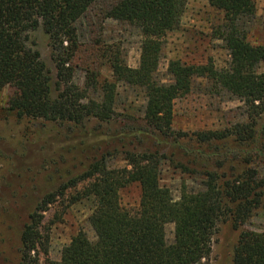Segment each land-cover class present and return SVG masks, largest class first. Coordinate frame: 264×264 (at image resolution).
Masks as SVG:
<instances>
[{
  "label": "trees",
  "instance_id": "1",
  "mask_svg": "<svg viewBox=\"0 0 264 264\" xmlns=\"http://www.w3.org/2000/svg\"><path fill=\"white\" fill-rule=\"evenodd\" d=\"M102 1L0 0V92L17 91L10 111L19 119L66 128L85 154L79 173L56 170V191L28 214L18 264H203L212 255L219 224L231 222L240 231L264 203V73L259 72L264 45H253L245 27L256 15L255 0H208L225 14L219 39L230 52L229 67L174 60L168 69L171 84L156 78L160 40L178 28L187 0H111L102 10L105 20L135 28L145 39L140 66L129 67L118 46L96 42L114 81L88 68L80 87L73 67L82 47L78 25ZM39 31L49 39L53 70L36 49L33 36ZM197 80L208 82L212 94L240 101L247 122L223 130L175 131V103L193 92ZM119 84L145 92L143 118L116 113ZM121 116L126 122L117 120ZM119 156L127 167L110 169L109 162ZM166 163L183 175L203 177L202 189L189 191L184 185L175 200L162 185ZM132 187L140 193L136 212L121 202L122 192ZM71 189L75 195L67 206L95 201L89 218L95 240L80 231L56 262L49 258L45 213ZM169 225L173 243L167 239ZM233 262L264 264V233L242 231Z\"/></svg>",
  "mask_w": 264,
  "mask_h": 264
},
{
  "label": "rangeland",
  "instance_id": "2",
  "mask_svg": "<svg viewBox=\"0 0 264 264\" xmlns=\"http://www.w3.org/2000/svg\"><path fill=\"white\" fill-rule=\"evenodd\" d=\"M110 3L111 0H103L78 25L82 47L73 67L76 70L74 82L80 87L86 83L85 71L88 68L100 72L102 78L114 81L112 70L102 54H98V48H94L96 42L118 46L129 67L137 69L140 66L145 39L135 28L105 20L102 10ZM255 4L256 15L245 27L253 45H264V0H255ZM224 23L225 14L212 8L208 0H187L178 28L160 40L163 52L157 80L163 84L173 82L168 69L174 60L202 66L212 63L218 70L228 68L230 52L219 39ZM33 40L45 64L53 70L49 39L39 31L34 34ZM259 72L264 73V64ZM210 90L208 82L197 80L193 92L176 101L175 131L223 130L238 122H247L243 117L245 106L240 101L229 96H217ZM16 95L17 91L12 87L0 92V264L19 263L20 236L28 214L48 193L56 191L59 181L56 170L69 169L73 175L79 173L81 168L78 163L85 158L83 147H79L76 138L68 136L66 128L41 120L19 119L16 113L11 112L10 102ZM90 97L99 99L95 92H91ZM116 106L118 115L141 119L146 106L145 92L119 84ZM117 118L126 122L122 116ZM108 167L122 169L127 165L124 157L119 156L111 160ZM261 172L264 175L263 167ZM203 181L201 176L183 175L167 163L162 165V185L172 191L175 200L181 197L184 185L189 191H199ZM82 188L83 185L78 190ZM73 195L75 189L69 190L65 199H59L45 213V227L50 229L49 258L52 261L61 260L63 249L80 231L85 232L90 240H95V233L89 225L95 201L85 200L69 207L67 205ZM139 198L136 187L121 194L122 205L132 212L138 210ZM66 206L69 208L64 210ZM242 231L264 233V203L263 208L240 231L234 230L231 222L219 224L212 255L203 264H234V251ZM167 239L169 243L174 241L173 225L167 227Z\"/></svg>",
  "mask_w": 264,
  "mask_h": 264
}]
</instances>
